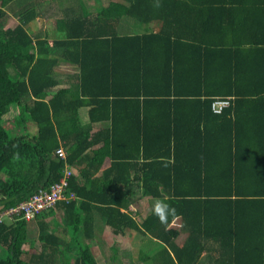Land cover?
I'll list each match as a JSON object with an SVG mask.
<instances>
[{
	"label": "trees",
	"instance_id": "trees-1",
	"mask_svg": "<svg viewBox=\"0 0 264 264\" xmlns=\"http://www.w3.org/2000/svg\"><path fill=\"white\" fill-rule=\"evenodd\" d=\"M101 1L56 19L50 38L29 26L41 0H0V208L74 171L71 198L1 216L0 264H99L98 219L149 238L148 264H264V16L251 17L264 0ZM61 60L76 66L70 86ZM139 191L176 209L167 228L130 210Z\"/></svg>",
	"mask_w": 264,
	"mask_h": 264
},
{
	"label": "crops",
	"instance_id": "crops-1",
	"mask_svg": "<svg viewBox=\"0 0 264 264\" xmlns=\"http://www.w3.org/2000/svg\"><path fill=\"white\" fill-rule=\"evenodd\" d=\"M49 0H47L48 2ZM84 0H75L74 4H70L69 0L64 1V0H60L58 5H54L55 8L53 9L52 12H50L49 14L46 15V19H44L41 15L42 13V9L38 8L37 6V15L35 16V18L31 19L29 21V26L31 27L32 30L34 29V24L37 25L38 28L36 31H42L45 34H47L48 37H54L55 34L52 33V31L54 32V29L52 30H47L48 33L45 32V27H51L53 25H55V20L59 19V18H65V16H71V15H75V14H80L81 12V7L83 4ZM109 1V0H108ZM95 2V0H86V4L89 5L91 3ZM264 7V5H255L252 8L254 9V12L252 13L251 17L253 18H257L259 16H264V10H262V8ZM93 12L95 11V9L92 10ZM95 13V12H94ZM256 13V14H255ZM12 15V14H11ZM94 15V14H93ZM43 18V19H40ZM12 18L15 20V17L12 15ZM247 20V22L253 26L254 23L250 22V18H245ZM36 20H41L42 22L37 23ZM161 22L159 20H152L150 22H146L143 25L144 26H148L151 28H157L156 26L160 25ZM41 26V27H40ZM43 26V27H42ZM127 27V28H132V18L130 16L127 17H122L120 19V24L118 26V30L122 29V27ZM121 33L124 32H132L131 29H127V30H123V31H119ZM200 34V31L198 32H193L192 34ZM44 34V35H45ZM186 40H188L187 38H185ZM184 39V40H185ZM59 66H67L68 70L70 71H66L67 73H61L63 76H59L61 81L59 85L62 86H70L71 84L75 83V71H76V66L71 64L70 62L61 60L58 64ZM58 65L56 67H58ZM67 75V76H64ZM81 116L83 114V108L81 107L80 110ZM83 118L85 119L86 117L83 115ZM105 122H101V121H95L92 125V129H97L99 128L101 125H104ZM61 145V144H60ZM62 146V145H61ZM63 147V146H62ZM109 164V158H105L102 166H107ZM157 197H153L150 195H144L142 194L140 191L139 193L137 192L135 194V197L133 198L132 202L129 205L130 210L139 213L140 215H144L148 210H152V204L153 201L156 199ZM136 217H138L137 214H134ZM107 226L106 228L104 226ZM169 226L172 227H177L178 229L181 227V223H180V219L178 218H174L171 223L169 224ZM95 235L99 236V238L101 237V234L104 233L107 235L108 234H112V240L113 242L110 243L109 247H108V252H110V254L108 256L103 257V261L101 259L102 254H104L105 249L100 246V252H99V264H106L105 261H107L108 264H128V262H132V264H137L136 259L139 260L140 264H148V258L144 257L143 252L146 251L149 247H151V245H153L154 243L150 240L147 241L148 243L144 242V240L146 239V236L140 232H138L137 230L134 229H130V228H126L124 233H115L112 228L110 227L109 224H107L106 222L102 221V219H98L95 222ZM182 229V228H181ZM137 232L140 234L137 241V244L133 242V240H131V237L133 236V238H135V235L137 234ZM129 233L130 234V239L128 240V242H126V234ZM187 233L183 230H181L179 232V234H177V236L174 238V241L177 244H180L184 238L185 235ZM98 238V240H99ZM145 238V239H144ZM103 239V238H102ZM148 240V239H147ZM104 242V240H103ZM136 242V240H135ZM143 242V243H142ZM132 244H136V249L138 250L137 255H136V259L133 260L132 258ZM115 252V256L112 257L111 253ZM107 254V253H106ZM105 255V254H104ZM139 257V258H138ZM201 263L200 264H210V261H205V260H200Z\"/></svg>",
	"mask_w": 264,
	"mask_h": 264
},
{
	"label": "built area",
	"instance_id": "built-area-1",
	"mask_svg": "<svg viewBox=\"0 0 264 264\" xmlns=\"http://www.w3.org/2000/svg\"><path fill=\"white\" fill-rule=\"evenodd\" d=\"M232 99V95L214 96L211 99L210 108L214 112H221L231 104ZM54 153L63 159L66 157V151L61 145L55 148ZM73 172V169L68 164L65 165L59 179L51 182L48 187H40L27 199L20 201L14 206L5 209L0 208V218L4 214L12 217L13 213L16 212L20 214V217L32 219L38 212L50 208L56 201L71 198L73 195H66L65 188L68 184V178Z\"/></svg>",
	"mask_w": 264,
	"mask_h": 264
},
{
	"label": "rangeland",
	"instance_id": "rangeland-1",
	"mask_svg": "<svg viewBox=\"0 0 264 264\" xmlns=\"http://www.w3.org/2000/svg\"><path fill=\"white\" fill-rule=\"evenodd\" d=\"M59 1L60 0H49L47 2V0H41L40 5L38 6V8H41L43 10L42 13H41V15L43 14L42 17L44 19H46V15L47 14H49L50 12L53 11V9L55 8L54 5H58L59 4ZM64 1H67V0H64ZM74 1L75 0H69V3L70 4H74ZM101 2L102 3L108 2V0H102ZM97 4H99V3L93 2V3L89 4V5H87L88 10H93L97 6ZM13 16L15 17V15H13ZM43 18L40 17V19H43ZM16 20H17L16 17H15V20H14L12 18V15H10V18L8 19L7 24L8 25H14ZM36 22L37 23H40L42 21L41 20H36ZM33 27H34L35 30L40 29V28H38L39 26L37 27V25H35V24H34ZM127 29H131V28L122 27V29H119V31H123V30H127ZM140 30H145V28L144 27H141V26H135V27H133V31L138 32ZM44 34L45 33L41 31V35H44ZM55 70H56V73H57L58 76H63L61 73H67L66 71H70V70H68V67L67 66L62 67V66H59V65H58V67L55 66ZM64 76H67V75H64ZM27 128L30 129V130H33L34 129V125L29 122L27 124ZM104 227L106 228L107 226L105 225ZM30 230H31V228H30ZM126 235L127 236H126V240L125 241L128 242V240L130 239V234L127 233ZM32 236H35V235H34L33 231L31 230V237ZM139 236H140V234L137 232V234L135 235V238H133V236H132L131 237V240H133V242L137 244V241H138V238L137 237H139ZM103 240H104V242H103ZM113 240H112V234H108V233H107V235L104 234V233H102L101 234V237L98 240L99 244L105 249V252H104L105 255L102 254V256H101V259H102V262L103 263H104L103 257L105 256V258H106V256H108L110 254V252H108V247H109L110 243L113 242ZM135 240H136V242H135ZM147 241H150L149 238H148V240L147 239L144 240V242L148 243ZM28 244H29L28 242H25L24 243V245H25L24 247H28ZM136 244H132V255L131 256L133 257L132 258L133 260L136 259V255H137V252H138V250L136 249ZM35 245L36 246H39V242L37 240H35ZM28 248H26V249H28ZM107 261L108 260L105 261L106 264H108ZM136 262H137V264H140L138 259H136ZM128 264H132V262L129 261Z\"/></svg>",
	"mask_w": 264,
	"mask_h": 264
},
{
	"label": "clouds",
	"instance_id": "clouds-1",
	"mask_svg": "<svg viewBox=\"0 0 264 264\" xmlns=\"http://www.w3.org/2000/svg\"><path fill=\"white\" fill-rule=\"evenodd\" d=\"M153 7L160 8L162 4L160 0H154ZM219 114V113H217ZM152 213L164 224L167 228L169 217H176V209L170 204L165 202V200L156 198L152 204Z\"/></svg>",
	"mask_w": 264,
	"mask_h": 264
}]
</instances>
